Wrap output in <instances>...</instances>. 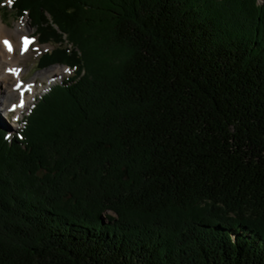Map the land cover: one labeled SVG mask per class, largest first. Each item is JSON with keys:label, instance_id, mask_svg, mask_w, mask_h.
Returning a JSON list of instances; mask_svg holds the SVG:
<instances>
[{"label": "trees", "instance_id": "1", "mask_svg": "<svg viewBox=\"0 0 264 264\" xmlns=\"http://www.w3.org/2000/svg\"><path fill=\"white\" fill-rule=\"evenodd\" d=\"M11 10L72 75L0 121V264H264V1Z\"/></svg>", "mask_w": 264, "mask_h": 264}, {"label": "bare ground", "instance_id": "2", "mask_svg": "<svg viewBox=\"0 0 264 264\" xmlns=\"http://www.w3.org/2000/svg\"><path fill=\"white\" fill-rule=\"evenodd\" d=\"M28 30L26 20L16 23L14 29L7 28L0 21V107L4 112L14 110L17 115H20L22 110L31 104L35 96V81L23 83L20 80V74L17 71H12L21 68L17 64L18 57L14 59V48L20 49L21 47L24 50L22 39L26 37L25 32ZM4 40L11 43V52L4 46ZM23 55L21 53L20 57ZM65 72L64 68L52 67L41 72L39 77L45 79L46 85L49 87L55 81L54 78H60ZM9 79L14 81L11 86L8 84Z\"/></svg>", "mask_w": 264, "mask_h": 264}, {"label": "rangeland", "instance_id": "3", "mask_svg": "<svg viewBox=\"0 0 264 264\" xmlns=\"http://www.w3.org/2000/svg\"><path fill=\"white\" fill-rule=\"evenodd\" d=\"M259 2H262L264 0H258ZM27 21L29 30L25 32V36L28 37L30 40H32V43H30L27 47V51H24L21 49L14 48V59L18 57L17 64L19 65V70L17 72L20 74V80L23 83H28L32 80L35 81V96L31 104H29L28 107L24 108L20 115H17L14 110H10L9 112H4L2 108L0 107V121L6 125L11 132L15 133L22 127V121L25 116L29 113L32 105L34 104L35 100L38 99L45 91L47 85L45 79H41L39 77V74L49 68L52 67H59L64 68L66 72L60 77V78H54L55 81L50 85L53 86L56 83L61 82L64 79L69 78L72 75V70H69L68 68L64 66L59 65H52L47 68H39L38 60L40 56L47 51L52 50L55 46L52 44H39L37 42V38L34 36V28L30 26V20L26 15L22 17H17L14 13V11L11 10V3H9V0H0V21L4 26L7 28H15V24L21 21ZM14 40V38L12 37ZM23 51V52H22ZM24 54L20 57V55ZM53 79V80H54ZM13 80L9 79L8 84L10 86L13 84ZM15 118V119H14ZM111 214V213H110ZM112 215V214H111Z\"/></svg>", "mask_w": 264, "mask_h": 264}, {"label": "snow or ice", "instance_id": "4", "mask_svg": "<svg viewBox=\"0 0 264 264\" xmlns=\"http://www.w3.org/2000/svg\"><path fill=\"white\" fill-rule=\"evenodd\" d=\"M9 3H11V0H9ZM22 43H23V46H24V50L26 51V50H27V46H28L30 43H32V40H30L28 37H24V38L22 39ZM3 44H4V46L7 48V50H8L9 52L12 51V45H11V43H10L8 40H4V41H3ZM12 71H17V70H12ZM21 106H23V105H21Z\"/></svg>", "mask_w": 264, "mask_h": 264}, {"label": "water", "instance_id": "5", "mask_svg": "<svg viewBox=\"0 0 264 264\" xmlns=\"http://www.w3.org/2000/svg\"><path fill=\"white\" fill-rule=\"evenodd\" d=\"M47 91H48V88H46V90L44 91V93H46ZM44 93H43V94H44Z\"/></svg>", "mask_w": 264, "mask_h": 264}]
</instances>
